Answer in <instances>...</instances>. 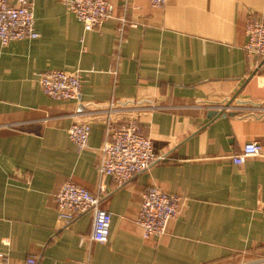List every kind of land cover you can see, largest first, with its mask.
<instances>
[{
    "label": "crops",
    "instance_id": "0c3cea01",
    "mask_svg": "<svg viewBox=\"0 0 264 264\" xmlns=\"http://www.w3.org/2000/svg\"><path fill=\"white\" fill-rule=\"evenodd\" d=\"M67 1L35 0L40 35L0 44V252L14 264H264V66L245 48L264 0H110L114 16L93 29ZM51 69L81 72L78 99L43 91ZM112 102L114 129L136 112L166 156L125 184L99 170ZM77 120L91 123L84 149L69 136ZM251 140L263 154L234 163ZM66 181L112 212L106 243L92 238L93 210L59 219ZM154 184L183 202L145 238L137 218Z\"/></svg>",
    "mask_w": 264,
    "mask_h": 264
},
{
    "label": "built area",
    "instance_id": "2783aa9c",
    "mask_svg": "<svg viewBox=\"0 0 264 264\" xmlns=\"http://www.w3.org/2000/svg\"><path fill=\"white\" fill-rule=\"evenodd\" d=\"M149 1L154 6H163L167 2ZM34 4L35 0H0V44L6 45L13 39L35 38L40 35L35 24ZM67 4L86 29H93L114 16V5L110 0H68ZM246 34L247 52L256 55L264 66V23L254 12H250L246 20ZM39 80L43 91L54 98L78 99L81 95L83 78L79 70L51 69L42 72ZM257 108L264 111V106ZM220 109L228 110L229 106L223 105ZM117 110L113 102L107 109V139L102 147L99 170L110 175L118 184H125L166 156L158 153L153 140L142 132L136 112H132L114 129ZM90 133L91 123L88 120H77L69 128V136L79 149L88 145ZM262 154V143L251 140L232 159L234 163L242 165L249 157ZM56 200L58 217L63 221H72L78 215L93 210L92 238L101 243L109 240L113 214L102 206L99 194H94L73 181H66L56 193ZM182 202L180 194L170 193L156 184L148 187L137 218L143 236L162 237L171 220L179 214ZM0 264L14 263L6 252L1 251ZM22 264H37V258L30 256Z\"/></svg>",
    "mask_w": 264,
    "mask_h": 264
},
{
    "label": "water",
    "instance_id": "95a60500",
    "mask_svg": "<svg viewBox=\"0 0 264 264\" xmlns=\"http://www.w3.org/2000/svg\"><path fill=\"white\" fill-rule=\"evenodd\" d=\"M224 109H216L215 111H214V113H213V116L214 117H216V116H220V115H222V114H224Z\"/></svg>",
    "mask_w": 264,
    "mask_h": 264
}]
</instances>
